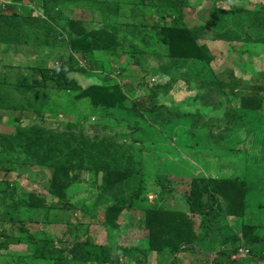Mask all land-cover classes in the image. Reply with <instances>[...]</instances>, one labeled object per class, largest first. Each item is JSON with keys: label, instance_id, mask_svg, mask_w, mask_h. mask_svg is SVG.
I'll list each match as a JSON object with an SVG mask.
<instances>
[{"label": "trees", "instance_id": "trees-1", "mask_svg": "<svg viewBox=\"0 0 264 264\" xmlns=\"http://www.w3.org/2000/svg\"><path fill=\"white\" fill-rule=\"evenodd\" d=\"M203 41L240 46V73L259 75ZM251 44L264 48V0L0 3V264H264V54ZM34 169L25 190L16 176ZM174 179L186 209L166 204ZM130 219L145 234L123 247Z\"/></svg>", "mask_w": 264, "mask_h": 264}, {"label": "rangeland", "instance_id": "rangeland-1", "mask_svg": "<svg viewBox=\"0 0 264 264\" xmlns=\"http://www.w3.org/2000/svg\"><path fill=\"white\" fill-rule=\"evenodd\" d=\"M10 0H0V3L3 4L5 2H9ZM226 4V3H224ZM200 8L197 9L198 13L197 14H192L193 17H191V14H189L187 20H186V24L188 26H191V25H194V24H197L200 22V20H202V17L199 16L198 14L202 12V9L199 10ZM202 43H205L208 45V47L210 48V50L213 51V53L215 54V56L217 57V60L219 62L223 61V60H226L227 58V55L231 52L233 56L229 57L227 60H226V66L225 68H233L234 71L236 70L237 72V75H240L241 76V73L243 74V76H248L251 77L253 75L251 74H254L256 76L259 75L258 73V70L256 71V69H250L248 71H246V66H245V69H241V73H240V67L242 66V64L244 63L245 59L242 58L243 54H242V48H240V46L236 45L234 46V48L230 49L228 47H226L224 44H221V43H211L210 41L206 42V41H203ZM245 50H250V51H254V52H257L259 53L260 55L264 54V48L262 47H255L254 45H250L249 47H247ZM11 53L8 52V53H5V54H2L1 57H6V56H10ZM237 56H239L240 58L237 59ZM29 58H32L29 57ZM79 58V56H78ZM238 60V61H237ZM27 65L29 66H34V64L32 62H27ZM240 65V66H239ZM259 67L263 68L264 67V61L259 65ZM222 68V67H221ZM217 70V69H216ZM264 69H262L261 71H263ZM219 71V70H217ZM251 73V74H249ZM257 73V74H256ZM143 73L140 72L137 68H134L132 66H128L127 68V71L125 72V74L122 76V77H125L123 79L124 82H128V81H134V82H138L139 79L142 77ZM233 74H232V71L230 73V78L233 79ZM88 82H86V84H88ZM90 83H93V82H90ZM181 97V94L180 93H176L174 95V99H179ZM1 116L4 117V119H8L10 116H11V113L9 111H5L3 113H0ZM65 121H74L75 120V117H72V116H67L64 118ZM91 122H89L90 124L93 123V119L90 120ZM5 127L2 128V130L6 131L7 132H10L11 130H13V125H10V123H7L6 122V125H4ZM90 131L91 133L93 132H96L98 131V125L95 124H92L90 126ZM262 171V170H261ZM239 175H241L240 177H243V180L245 181H248V174H242L240 173ZM2 176V174L0 173V177ZM19 176V177H17ZM16 176V180L19 184V186H21L23 189L25 190H28V189H31V186L34 185V180H38V181H41L42 177L41 176H38L37 175V170H33L32 172H28V171H22L20 170L18 172V175ZM82 179L84 178H87L86 174L82 175L81 176ZM174 181L176 182L175 183V192H173V194L171 195V197L166 201V204L168 207L170 208H181V209H186L184 204H183V200H182V194L184 193V191L187 189V185H186V180H182L183 183H177V181H179V179H174ZM264 182V181H263ZM82 187H88L89 188V184L87 183H83L81 185ZM38 188H35V191L38 193V194H45L46 191L45 189H42V186H36ZM263 191H264V188L263 186H261L260 188V194L263 195ZM79 193V192H78ZM85 197V195H82ZM94 196V195H93ZM90 197L88 202L89 204L90 203H96L95 201V197ZM152 196H149V199H151ZM262 199V200H261ZM48 202L51 201V199L47 200ZM261 201V204L262 206H264V196L263 197H258L254 200L253 202V209H257V205L259 204V202ZM103 202V201H102ZM253 209H250V210H253ZM257 211V210H256ZM264 220V218H263ZM244 221L246 224H248V216L247 218H245L244 220H239V221H236L238 222V227L240 228V225H241V222ZM132 219H130L128 221V224L129 226L131 227L130 228V231L127 235H125L124 237H121L120 238V241H119V245H122L123 247H127V245H132L134 244L138 239L142 238L143 235L145 234V231L143 229H136V223H134ZM28 228L32 231H36V230H39V231H46L48 233V235L50 236H53L54 235V232L56 231L57 227L56 226H52V225H49V226H43V225H40V224H33V225H30V224H27ZM15 227H17V225H15ZM75 228L74 225H71V228H69V230L71 231V233H74L75 231L73 230ZM30 231V232H32ZM70 235V233H69ZM91 235L94 236V240L96 242V244L98 245H106L107 244V239L105 237V231H104V228L102 225H97V226H93V229L91 231ZM258 236L264 238V224L262 225V228L259 230L258 232ZM65 238L69 239L67 236H65ZM264 242V241H263ZM264 247V246H263ZM12 252L14 251H18L19 254H22V251L21 250H24L23 248L21 247H18L16 249L13 248L10 249ZM20 251V252H19ZM241 252H243L241 250ZM133 254V257L134 256H138V252H134L132 253ZM4 258H7V257H4ZM149 264H153L154 262V259L155 258V254H154V257L152 255H150L149 257ZM16 261H18L19 259H14ZM252 260H248V261H243L245 263H250ZM129 263H132L131 261H129Z\"/></svg>", "mask_w": 264, "mask_h": 264}, {"label": "crops", "instance_id": "crops-1", "mask_svg": "<svg viewBox=\"0 0 264 264\" xmlns=\"http://www.w3.org/2000/svg\"><path fill=\"white\" fill-rule=\"evenodd\" d=\"M152 256L154 257V254H152ZM154 259V258H153Z\"/></svg>", "mask_w": 264, "mask_h": 264}, {"label": "clouds", "instance_id": "clouds-1", "mask_svg": "<svg viewBox=\"0 0 264 264\" xmlns=\"http://www.w3.org/2000/svg\"><path fill=\"white\" fill-rule=\"evenodd\" d=\"M155 259V258H154Z\"/></svg>", "mask_w": 264, "mask_h": 264}]
</instances>
